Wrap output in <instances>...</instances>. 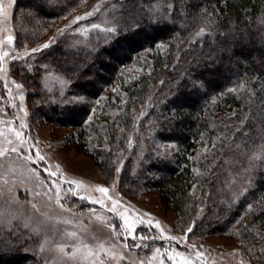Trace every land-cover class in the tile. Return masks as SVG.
<instances>
[{
    "label": "trees",
    "instance_id": "16d2710c",
    "mask_svg": "<svg viewBox=\"0 0 264 264\" xmlns=\"http://www.w3.org/2000/svg\"><path fill=\"white\" fill-rule=\"evenodd\" d=\"M121 3L110 19L115 33L92 34L88 49L69 57L57 46L39 52L38 77L53 72L69 86L60 94L31 84L41 89L37 111L47 122L75 129L72 137L91 148L104 172L122 165L133 191H158L182 220H195L203 209L191 235L201 228L229 233L260 251L264 0ZM86 4L16 0L14 11H22L17 47L42 39L46 23L80 14ZM136 66L141 74L128 77L127 68ZM5 241L0 264H39L24 245Z\"/></svg>",
    "mask_w": 264,
    "mask_h": 264
},
{
    "label": "rangeland",
    "instance_id": "374dc122",
    "mask_svg": "<svg viewBox=\"0 0 264 264\" xmlns=\"http://www.w3.org/2000/svg\"><path fill=\"white\" fill-rule=\"evenodd\" d=\"M122 1L86 0L89 8L77 15L91 11L98 5L99 11L71 28H66V25L76 14L66 16L67 19L62 17L49 21L42 39L25 44L20 49L16 45V36L22 23V11H14L16 0L11 7H8V0H4L11 17L6 27L11 29L10 34L15 39L11 46L5 43L0 51L11 53L14 48L18 56H24L25 50L30 51L55 37L51 46L41 51L47 52L57 46L65 51L67 57L71 51L72 55H76L79 49H88L92 34L110 27V19ZM93 24H99L101 28L93 29ZM60 29H65L63 35L59 34ZM8 34L0 32V38ZM39 52L23 59L6 57L2 66L7 71L0 73V147L18 146L20 149L19 154L9 153L0 158V187L4 190L0 195V241L24 245L26 253L31 254L39 264H75L66 255L75 251V246L80 244L79 238L71 236L72 232H77L78 237H82L94 250L99 244H104L105 249L114 252L115 258L100 252L105 264H161V261L163 264H183L182 257L175 260L166 258L175 256L177 251L190 258L192 264H262L260 251H255L254 255L249 253L242 237L229 233L206 234L203 228L191 235L203 209L200 208L195 220H182L174 210L162 203L158 191H133L124 182L125 169L122 165L114 173L109 168L104 172L99 161L91 154V148L82 145L81 139L76 140L75 135L72 137L75 129L45 121L35 104L40 101L41 89L31 84L38 81L45 91L58 90L60 94L65 93L69 85L62 83L66 80L53 72L43 71L38 77L34 64ZM15 70L18 72L14 73ZM127 70L130 78L141 74V68L137 66L128 67ZM13 81L23 85V88L17 89ZM21 95L24 96L23 101L20 100ZM110 95L106 93L104 99ZM22 124L24 127H21ZM16 131L22 133L20 138L16 137ZM8 140H12L13 144H8ZM21 140L24 141L22 144ZM37 151L44 160H39ZM27 155H32L33 160L21 158ZM30 169H36L39 175L31 173ZM50 172H55L56 176L49 175ZM4 180L8 183L5 184ZM71 181H82L83 185L77 186ZM57 184L60 186L58 196L63 208L56 203ZM96 186L106 187L109 192L107 195L100 193ZM93 200H102L103 205L92 203ZM113 200L118 203L114 211H109ZM97 216L102 219L97 220ZM156 221H159L160 228L155 226ZM108 225H115L116 232L111 231ZM189 226L193 228L190 233L186 232ZM134 235L136 239H133ZM140 236L156 238L142 240ZM168 236L186 237V240L180 242L163 238ZM124 244L128 248H124ZM61 246L65 249L64 253L59 251ZM156 249H160L159 254ZM197 252L202 255L197 256Z\"/></svg>",
    "mask_w": 264,
    "mask_h": 264
},
{
    "label": "snow or ice",
    "instance_id": "6c2138e0",
    "mask_svg": "<svg viewBox=\"0 0 264 264\" xmlns=\"http://www.w3.org/2000/svg\"><path fill=\"white\" fill-rule=\"evenodd\" d=\"M15 3V0H8V7H11L12 4ZM96 11H99V5L94 7L91 11H88L82 15H76L70 22L68 25H66V28H71L72 25L74 24H77L79 21L87 18V17H91ZM11 19L10 17V14L9 12L6 10L5 8V4H4V0H0V32H8L9 34L5 37V38H0V47H2L5 43L9 46H11L13 44V41L15 39V37L13 35H11V29L10 28H7L6 25H7V22ZM65 19H67V17H65ZM262 23H264V21H262ZM93 29H100L101 28V25L99 24H93L91 26ZM65 29H60L59 30V34L63 35ZM103 31H106L108 33H115L117 31V28L116 27H106L103 29ZM204 33V29H201L200 32L197 33V35H202ZM55 40V37L52 38V40H50L49 42L47 43H44L38 47H34L32 48L30 51L28 50H25V53H24V56H28V55H31L33 53H36V52H39L41 51L42 49H47L51 46L52 42ZM11 56V59L15 60V59H23L24 56H18L16 50L13 48L11 53L9 51H0V73H3V72H6L7 71V68L2 66L3 65V62L5 61V58L6 57H9ZM46 67V66H45ZM13 83L15 84V87L17 89H22L23 88V85L21 84H17L15 83V81H13ZM62 83H67V81H62ZM240 88L243 89L244 86L243 85H240ZM229 91H232V92H235L237 91V89H229ZM251 91V90H249ZM254 95V93H253ZM20 100L23 101L24 100V96L21 95L20 96ZM73 101L69 100V103H72ZM12 107H15V105H12ZM245 119H247V117H245ZM243 123V121H242ZM21 127H24V125L22 124ZM15 135L17 138H20L22 136V133L20 131H16L15 132ZM24 141H20V143L22 144ZM8 144H13V141L12 140H8L7 141ZM20 152V149L18 146H13L11 148H5V147H0V158H3V157H6L9 153H17L19 154ZM36 156L39 158V160H44L45 158L43 156H41L39 154V152L37 151L36 152ZM22 159L24 160H27V161H32L33 160V157L32 155H27V156H22L21 157ZM57 168H59V166L57 165L56 166ZM31 173H34L35 175H39V172H37L36 169H30L29 170ZM49 175L51 176H56V173L55 172H50ZM4 183L7 184V180H4ZM71 183L73 184H76L77 186H82L83 185V182L82 181H71ZM59 185L57 184V199H56V203L61 207L63 208V205L60 204V200H59V196H58V190H59ZM97 187V190L100 192V193H103L105 195H107V193L109 192V189L106 188V187H101V186H96ZM51 190V189H49ZM3 188L0 187V195L3 194ZM8 191H11V189H8ZM69 191H72V189H69ZM51 199V197H49ZM82 199H84L85 197H81ZM109 199H111V197H109ZM15 202V201H13ZM92 203H100L101 205H103V201L102 200H93ZM118 202L113 200L112 202V207L109 209V211H114L115 208H116V204ZM33 207H35V205H33ZM251 207V206H249ZM90 211H94V210H90ZM97 220H101L102 218L97 216L96 217ZM65 223H68L69 221H64ZM149 224H151V220L148 221ZM157 228H160V223L159 221H156V225H155ZM108 227L111 229V231L113 232H116V226L115 225H108ZM193 228L192 226H189L187 229H186V232H192ZM133 232H135V229L133 228L132 229ZM161 232H163V229H161ZM71 236L74 237V238H79L80 239V244H77L75 246V251H72L71 253H66V255H68V258L73 260L75 262V264H105V260H102L100 258V252H105L107 253L108 255L112 256L113 258H115L116 254L114 252H111L110 250L108 249H105L104 247V244H99L98 245V248L96 250L93 249L92 246L88 245L87 243H85L83 241V238L82 237H78V234L77 232H72L71 233ZM137 237L134 235L133 236V239H136ZM155 239L156 237H146V236H140L139 239ZM163 238H166V239H169V240H172V241H180V242H183L184 240H186V237H176V236H168V237H163ZM5 242H8V241H5ZM10 243V242H9ZM136 247H139L140 245H135ZM124 248H128V245L127 244H124L123 245ZM193 248H195V245L192 246ZM59 251L61 253H64L65 252V249L63 246H61L59 248ZM157 254L160 253V249H156L155 250ZM247 251L249 253H252L254 255V252H255V246L252 247V248H248ZM261 252H264V248H261L260 249ZM197 256H200L202 255V253L200 252H197L196 253ZM176 257H182L183 258V264H192L190 258L188 257H184V254L181 253V252H176L175 253V256H167L166 258L167 259H172V260H175ZM123 258V257H121ZM141 264H143V262H141ZM161 264H163V261H161Z\"/></svg>",
    "mask_w": 264,
    "mask_h": 264
}]
</instances>
